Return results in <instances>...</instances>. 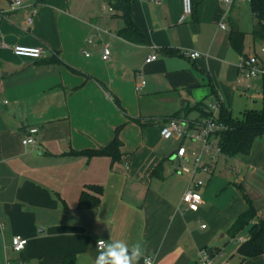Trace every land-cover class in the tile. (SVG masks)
<instances>
[{
  "label": "crops",
  "instance_id": "1",
  "mask_svg": "<svg viewBox=\"0 0 264 264\" xmlns=\"http://www.w3.org/2000/svg\"><path fill=\"white\" fill-rule=\"evenodd\" d=\"M101 1L110 3L109 14L99 0H23L17 11L0 0V100L9 102L0 105V264H63L66 257L94 264L98 239L139 247L154 264H201L204 251L211 264H264V254H239L264 219V137L249 155H218L209 172L191 155L177 156L183 146L199 154L191 135L222 111L242 119L263 107L264 76L241 69L264 46L252 36L251 0L231 8L225 0H193L183 24V0H136L130 18L141 43L121 35L127 24L114 1ZM233 24L245 34L243 54L231 44ZM105 45L112 52L106 62ZM16 46L45 54L17 57ZM170 120L182 122L184 139L161 137ZM31 128L39 131L35 143L23 145ZM115 138L117 159L84 154ZM160 164L162 177H151ZM193 181L202 183L204 202L195 210L183 203ZM84 192L100 200L96 208L80 207ZM251 206L254 220L230 235ZM16 236L28 241L22 252L13 249Z\"/></svg>",
  "mask_w": 264,
  "mask_h": 264
},
{
  "label": "trees",
  "instance_id": "2",
  "mask_svg": "<svg viewBox=\"0 0 264 264\" xmlns=\"http://www.w3.org/2000/svg\"><path fill=\"white\" fill-rule=\"evenodd\" d=\"M114 8L122 13L127 27L120 33L126 39L141 43L144 36L135 26L130 18L132 5L136 0H113ZM43 2V0H41ZM112 5V3H111ZM251 12L255 20L252 36L255 42L264 44V0H251ZM230 40L232 46L243 54L245 34L241 32L235 24L232 25ZM221 122L226 125V129L218 134L221 154L226 158H234L238 155H249L252 151L253 144L258 137H264V78H263V107L260 110L251 109L244 113L242 119H233L222 111ZM120 142L115 138L112 144L106 148L95 151H88L84 154L92 155H108L117 159L119 155ZM163 165L160 164L153 170L151 177H162ZM100 200L94 199L88 201L84 192L80 199V207L84 209L96 208ZM256 217V211L251 206L249 210L243 214L230 229L229 234L235 236L247 224L252 222ZM239 254L243 259L255 258L264 254V219H260L251 229V238L244 243L239 249ZM63 264H73L72 257H66Z\"/></svg>",
  "mask_w": 264,
  "mask_h": 264
},
{
  "label": "built area",
  "instance_id": "3",
  "mask_svg": "<svg viewBox=\"0 0 264 264\" xmlns=\"http://www.w3.org/2000/svg\"><path fill=\"white\" fill-rule=\"evenodd\" d=\"M237 0H225V4L231 8L233 4ZM239 1V0H238ZM23 0H10V10L17 11L23 7ZM194 13V5L193 0H183V13L180 17V24L186 22L188 18H190ZM32 22V18H28V23ZM222 29L226 28V25L223 23L221 25ZM6 46V45H2ZM13 53L17 57L40 60L44 57L45 51L42 48H31L24 46H16L13 49ZM112 52L109 46L105 45L102 49L101 58L103 61H109L111 58ZM185 55L191 59H197L201 55L198 52L187 51ZM86 56H89L87 54ZM264 57V46H262L259 51L254 52L252 55H249L245 58L241 64V69L245 73L248 78H258L264 76V61L261 59ZM158 59V53L155 52L150 55L146 63L150 64ZM8 101H1L0 105H7ZM212 109L216 107L211 105ZM226 125L220 120L215 119L214 117L210 118L206 121L200 128L191 135V140L195 142L201 143L202 149L198 154L197 152H188V149L183 146L180 147L177 151V156L179 158H185L187 155H191L193 161L196 165V168L202 170L203 172L210 171V164L215 162L218 155H221V147L218 134L225 130ZM37 128L29 129V137L23 142V145H31L35 143L34 136L38 134ZM161 137L165 140H169L175 136L184 139L187 136L186 128L182 124L180 120H170L168 121L161 129ZM207 156L208 161H203V156ZM204 163V164H202ZM184 172H191L190 169L183 167ZM193 185L195 190H189L185 193L183 197V203L187 207V209H198L201 205H203V197L197 192L198 188L202 185L201 182H194ZM205 228V226H203ZM28 241L21 236H16L13 238L12 245L13 249L16 252H22L25 250ZM154 264V261L152 259ZM201 264H211V259L206 251H204L201 255Z\"/></svg>",
  "mask_w": 264,
  "mask_h": 264
},
{
  "label": "clouds",
  "instance_id": "4",
  "mask_svg": "<svg viewBox=\"0 0 264 264\" xmlns=\"http://www.w3.org/2000/svg\"><path fill=\"white\" fill-rule=\"evenodd\" d=\"M97 248L99 253L94 264H138L141 258L144 259V264H153L152 258L144 256L139 247L130 250L121 240L98 239Z\"/></svg>",
  "mask_w": 264,
  "mask_h": 264
},
{
  "label": "rangeland",
  "instance_id": "5",
  "mask_svg": "<svg viewBox=\"0 0 264 264\" xmlns=\"http://www.w3.org/2000/svg\"><path fill=\"white\" fill-rule=\"evenodd\" d=\"M99 1H100V3H101V7H100V8L102 9V11H103V8H106V12H105V14H109V11H108V10L111 8L110 3H109L108 1H105V2H104V1H101V0H99ZM250 6H251V5H250ZM101 9H100V10H101ZM102 11H101V12H102ZM256 48H257V50L259 49L258 45H257ZM262 77H263V76H262ZM262 77H261V81H262Z\"/></svg>",
  "mask_w": 264,
  "mask_h": 264
}]
</instances>
